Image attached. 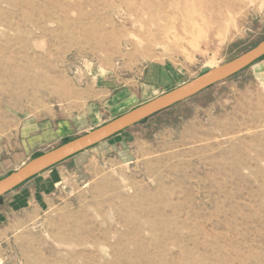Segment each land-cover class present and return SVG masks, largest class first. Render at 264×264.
<instances>
[{
    "label": "rangeland",
    "instance_id": "374dc122",
    "mask_svg": "<svg viewBox=\"0 0 264 264\" xmlns=\"http://www.w3.org/2000/svg\"><path fill=\"white\" fill-rule=\"evenodd\" d=\"M172 1L0 0V179L264 41V0ZM0 264H264V60L1 198Z\"/></svg>",
    "mask_w": 264,
    "mask_h": 264
},
{
    "label": "water",
    "instance_id": "95a60500",
    "mask_svg": "<svg viewBox=\"0 0 264 264\" xmlns=\"http://www.w3.org/2000/svg\"><path fill=\"white\" fill-rule=\"evenodd\" d=\"M264 57V41L233 61L204 68L197 78L171 90L111 122L76 139H66L61 146L35 157L18 170L0 179V200L40 174L121 134L149 118L177 106L251 67Z\"/></svg>",
    "mask_w": 264,
    "mask_h": 264
},
{
    "label": "bare ground",
    "instance_id": "6f19581e",
    "mask_svg": "<svg viewBox=\"0 0 264 264\" xmlns=\"http://www.w3.org/2000/svg\"><path fill=\"white\" fill-rule=\"evenodd\" d=\"M195 1L192 0H182L180 2H175L172 1L170 3H168L167 7H164L162 5L157 6L155 9L156 12V16H159V18H164V16H168L170 17V20L172 21V23H174V26L177 27V25H179L184 19L185 17L182 15V13H187L190 11L189 9H195ZM197 6V5H196ZM204 9L208 8V4L205 3V5H202ZM168 9V10H167ZM203 9V10H204ZM192 13H194L192 16L189 17V21H193L194 23H196L194 16H198L199 11H195L193 10ZM177 21H174V20ZM216 25H217V30H220V19H216L215 21ZM180 29V27H178ZM219 66H212L213 68H217Z\"/></svg>",
    "mask_w": 264,
    "mask_h": 264
},
{
    "label": "crops",
    "instance_id": "0c3cea01",
    "mask_svg": "<svg viewBox=\"0 0 264 264\" xmlns=\"http://www.w3.org/2000/svg\"><path fill=\"white\" fill-rule=\"evenodd\" d=\"M145 77H146L145 82H147V84L154 85V83H159V80H160V83H159V84H161L162 81H163L165 78L168 77V73H167L166 70L163 69V68L151 69V70H149V71H146V73H145ZM155 79H158V82H156ZM152 87H153V86H152ZM172 108H173V107H172ZM124 132H125V131H124ZM122 133H123V132H122ZM122 133H121V134H122ZM119 135H120V134H119ZM117 136H118V135H117ZM115 137H116V136H115ZM47 138H48V135H47ZM47 138H41L42 141H39V142L37 143V145L40 146V145H43V144L46 143V142H50V141H52V139H49V140H48ZM113 138H114V137H113ZM113 138H111V139H113ZM111 139H109V140H111ZM109 140H107V141H109ZM107 141H105V142H107ZM105 142H104V143H105ZM104 143H102V144H104ZM98 146H101V144L98 145ZM98 146H96V147H98ZM96 147L91 148V149H89V150H87V151H85V152H83V153H81V154H85V153H87V152H89V151L95 149ZM81 154H79V155H77V156H80ZM77 156H75V157H73V158H71V159H69V160H67V161H65V162H63V163H61V164H59L58 166L63 165V164H66L67 162H69L70 160H73V159L76 158ZM56 167H57V166H56ZM56 167H54V168H56ZM54 168H52V169H54ZM52 169H50V170H48V171H46V172L40 174L39 176L35 177L34 179L28 181V182L25 183L23 186H25L26 184L30 183L31 181H34L35 179H37V178H39V177H41V176L47 174V173H48L49 171H51ZM23 186H21V187H19V188H22ZM19 188H18V189H19ZM18 189H16V190H18ZM13 192H14V191H13ZM11 193H12V192H11ZM9 194H10V193H9Z\"/></svg>",
    "mask_w": 264,
    "mask_h": 264
},
{
    "label": "trees",
    "instance_id": "16d2710c",
    "mask_svg": "<svg viewBox=\"0 0 264 264\" xmlns=\"http://www.w3.org/2000/svg\"><path fill=\"white\" fill-rule=\"evenodd\" d=\"M262 60H264V57L262 58V59H260L259 61H257L256 63H258V62H260V61H262ZM255 63V64H256ZM254 65V64H253ZM248 69V68H247ZM144 122H146V121H144ZM144 122H142V123H144ZM141 124V123H140ZM40 156V155H39ZM38 157V156H37Z\"/></svg>",
    "mask_w": 264,
    "mask_h": 264
}]
</instances>
